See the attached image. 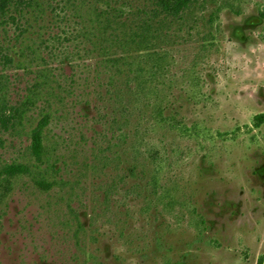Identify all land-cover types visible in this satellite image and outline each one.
Listing matches in <instances>:
<instances>
[{"label": "rangeland", "instance_id": "374dc122", "mask_svg": "<svg viewBox=\"0 0 264 264\" xmlns=\"http://www.w3.org/2000/svg\"><path fill=\"white\" fill-rule=\"evenodd\" d=\"M45 1L41 39L35 0H0V170L31 172L0 195V264H264V0H198L131 101L69 63V0Z\"/></svg>", "mask_w": 264, "mask_h": 264}, {"label": "trees", "instance_id": "16d2710c", "mask_svg": "<svg viewBox=\"0 0 264 264\" xmlns=\"http://www.w3.org/2000/svg\"><path fill=\"white\" fill-rule=\"evenodd\" d=\"M35 3L43 23V39L48 28L45 26V15L47 8L53 4L45 0H35ZM197 3L198 0H69L58 3L62 8L54 20L49 21L55 22L56 25L52 24L54 26L64 24L69 28V41L77 46L75 52H69V56L66 54L69 63L74 62L76 57L90 62L98 58L96 64H87V71H93L98 81L106 77L107 86L115 89V96L123 101L132 97L146 98L148 92H153L151 85L155 83L161 86L166 83L165 75L169 66L165 46L173 40L171 38L180 37L175 33L183 31V17H188ZM60 31L65 32V28ZM54 39L59 41L60 37ZM121 76L125 80L122 81ZM92 77L89 74L84 81L91 83ZM156 97L158 100L159 94ZM30 100L31 97H28L27 101ZM161 105L160 100L157 106ZM158 108L160 111L157 113L161 115L162 108ZM124 111L130 113L131 109L126 107ZM255 119L259 122L258 126L264 124V114ZM48 123L49 116L46 114L31 132V153L41 163L48 161L44 146V130ZM127 138V134H123V142ZM29 174L28 166L22 164H12L1 169V198L4 199L11 192L10 179ZM44 183L47 181L43 178L37 181L40 187Z\"/></svg>", "mask_w": 264, "mask_h": 264}]
</instances>
